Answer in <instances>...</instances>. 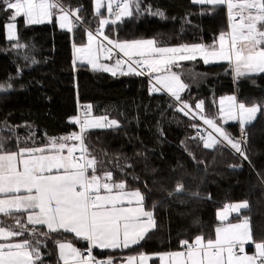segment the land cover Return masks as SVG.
<instances>
[{
    "label": "trees",
    "instance_id": "16d2710c",
    "mask_svg": "<svg viewBox=\"0 0 264 264\" xmlns=\"http://www.w3.org/2000/svg\"><path fill=\"white\" fill-rule=\"evenodd\" d=\"M60 4L78 11L72 31L56 22L29 25L19 17L17 39L9 40L6 25L13 10L0 0L3 152L41 146L52 136L69 137L76 129L69 118L79 105L87 106L92 117L117 122L85 131V147L89 158L97 161L95 169L111 172L113 182L140 190L155 217V228L138 245L96 250L97 254L119 259L131 253L183 249L181 241L192 244L197 236L212 240L220 222L218 210L235 202H246L247 207L231 219L247 217L253 240L264 241V72L238 75L230 62L183 60L171 68L185 85L177 100L167 92L152 91L138 72L113 74L76 62L75 40H85L86 29L95 31L102 12L95 11L94 0ZM227 13L224 4L132 0L130 13L110 22L106 33L119 40L153 39L160 46L211 43L225 34ZM231 94L239 103L259 106L255 121L244 127L249 140L242 156L219 139L206 148L204 140L192 136L198 120L189 108L198 111L196 106L202 103L203 116L221 123L231 139H238L239 123L220 119L219 98ZM7 219L10 230L23 232L10 241L28 240L39 248L37 264H60L57 245L62 240L86 247L70 233L51 232L17 216ZM152 264H160L158 258Z\"/></svg>",
    "mask_w": 264,
    "mask_h": 264
},
{
    "label": "snow or ice",
    "instance_id": "6c2138e0",
    "mask_svg": "<svg viewBox=\"0 0 264 264\" xmlns=\"http://www.w3.org/2000/svg\"><path fill=\"white\" fill-rule=\"evenodd\" d=\"M8 10H14V15L11 17L15 20L23 15L26 18V23L39 24L49 20L54 15V9H59L63 14L59 16L61 28L71 30V21H69V12L66 11L60 4V0H2ZM197 3L209 4H227L229 9L230 19H235V16L240 17L239 23L232 25L231 46L225 48V36L222 33L220 36V49L206 51L202 45H182L179 48H164L156 47L155 40H134L116 43L115 47L128 57H139L134 63L136 65H146L149 72H161L166 70L168 65L176 62V53L191 52L192 55H180L179 60H193L196 58L195 53L199 52L205 57H215L220 60H232L235 57L236 72L238 75H244L241 71V65L247 72H264V31L258 30L257 25L264 28V0H243L242 3L234 4L233 0H194ZM124 11L121 15L128 13V5H120ZM100 4L97 0V8ZM239 9L235 15L233 9ZM111 9V5H109ZM247 11L249 14L244 15ZM255 11V15L252 12ZM162 15V13H161ZM120 17L117 16V19ZM107 20H101V27L107 24ZM8 38H15L16 25L8 23ZM240 37L246 42L247 53L244 48H238L237 37ZM89 49L91 41L95 39L92 32L88 33ZM108 40V37H104ZM109 44L112 41H108ZM84 51V49H77ZM111 51V49H108ZM121 61H117L119 65ZM95 67V64H94ZM105 71L110 69L104 68ZM130 71H135L130 66ZM115 74V73H113ZM143 74V73H141ZM158 82L164 83L168 91L180 100L179 92L183 90V85L179 78L175 75L171 77L157 76ZM3 88V86H0ZM158 90V89H154ZM230 101L234 97L228 98ZM201 107L200 104L196 106ZM238 108V114L241 123L250 122L254 119L259 108L257 106L245 107L244 104L230 105L229 115L235 119L231 109ZM183 110V109H181ZM98 118L95 121L84 120L81 129V134H72L69 137L62 139H75L81 142V151L86 152L83 147V132L89 127H103ZM79 122V121H78ZM205 123L216 126L212 120H206ZM115 120L110 122L109 126L116 125ZM224 139L228 140V136L222 132L220 128H216ZM206 142V148H212L216 140ZM228 142L240 152L238 143ZM65 144L59 145V150H63ZM43 149H28L21 148L18 152H7L0 154V194L7 195L8 193H18L21 188L28 192L26 196H12L8 199H0V213H6L9 209L31 210L33 214L27 217L28 222L32 225H47L51 232L65 230L75 233L77 237H81L93 245H98L100 248H119L121 246L128 247L129 244H136L138 240L143 239L144 235L153 228V213L144 211L142 207H118L125 198H135L137 204H142L143 195L137 190L133 192L122 191L125 188L123 183L111 185L109 183H100V177L95 174V158L87 159L85 163L75 162L72 158V153L76 151L75 146L68 148V156L62 155H33L34 152H43ZM0 152H3V145H0ZM20 157V163L23 165V170H18L17 158ZM26 157V158H25ZM246 159V157H245ZM92 169V175H87L88 170ZM53 169L63 170V174L46 175ZM111 172L105 173V177L110 179ZM101 188L105 189L107 194L100 195ZM113 188L121 190L113 194ZM180 190L179 188L177 189ZM132 202L131 199L128 201ZM234 211H239L241 208H246L247 203H241L231 206ZM38 210V211H36ZM146 218V219H143ZM19 224V221H17ZM4 233V229L0 228V234ZM216 239L208 240L205 244L203 237L197 236L194 244H189L187 240L181 241L182 246H186L183 252H175L170 255L177 258V264H264V242L255 243L258 250L252 256H236L233 248L239 245V251L243 252L244 242L251 241L252 237L249 232L247 218L240 224H229L225 228L216 230ZM48 233H42L47 235ZM22 231H8L7 236H22ZM60 257L64 264H92L90 260L82 258L81 253L71 244L60 243ZM90 252V249H89ZM227 252V259L224 253ZM40 252L38 247H33L28 240L22 243L0 244V264H35V261L40 260ZM131 259V258H130ZM141 261L145 257L141 256ZM105 264V262H99ZM106 264H111L109 260Z\"/></svg>",
    "mask_w": 264,
    "mask_h": 264
},
{
    "label": "rangeland",
    "instance_id": "374dc122",
    "mask_svg": "<svg viewBox=\"0 0 264 264\" xmlns=\"http://www.w3.org/2000/svg\"><path fill=\"white\" fill-rule=\"evenodd\" d=\"M243 0H237L236 1V4H239V3H242ZM10 2H15V0H10ZM197 3V2H196ZM99 4H100V7L99 9L97 8V0H94V9L97 13H101L102 12V15L100 16L99 18V24L98 26L96 27L95 31L93 30H90V29H86V38L84 40V37H80L78 39L75 40L74 42V56H75V60L76 62H87V63H90V65L92 66V68H102L104 70V68H108L110 69L108 72L110 73H128V72H131L129 70L130 66L132 68H134L131 64L128 63V61L124 58H122L120 56V54H123L122 52H120V50L118 48L115 47V44L116 43H122V42H125V41H134V40H119V39H116V38H113L111 37L110 35H108L106 33V27L107 25L110 23V22H114L117 19V16H119L120 18H122L123 16L125 15H121V13L124 11L122 10L121 12H118V13H115L114 11V0H99ZM131 4H132V0H128L127 2V5H128V13H130L131 11ZM200 4V3H199ZM62 5V4H61ZM109 5H111V9H109ZM63 6V5H62ZM63 8L69 12V21H71V30H69L68 28H62V29H65V30H69V31H72L74 29V25H76L74 23V21L78 20V11L77 9H73V10H69L67 7H64ZM54 15L52 16L51 19L49 20H45V22L43 23H52V22H56L58 23L59 27H60V19H59V16L62 15L63 13L61 11H59V9H54ZM245 15L247 16L249 13L247 11L244 12ZM253 15H255V11L252 12ZM14 15V10H13V13H12V16ZM128 15V14H126ZM11 16V17H12ZM72 16L75 17V19L72 18ZM10 17V20L7 22L8 23H14L16 25V29H15V38L13 39H9L8 38V30L6 28V37L9 39V40H16L17 39V18L19 17H24L23 15L17 17L15 20H12ZM25 18V17H24ZM119 18V19H120ZM26 19V18H25ZM101 20H107L108 23L107 24H104L102 27L100 25V21ZM39 24H42V23H39ZM61 28V27H60ZM258 30H260V28L258 27ZM261 31V30H260ZM89 32H92L93 36L95 37V39H93L91 41V47L89 49V37H88V33ZM107 36L108 37V40H105L104 37ZM112 41L111 44H109L108 41ZM140 40H153V39H140ZM225 40V39H224ZM217 44H221V41H220V38L217 40V41H214V42H211V43H198V45H202L204 47L205 50L209 49V46H216ZM192 45H197V44H192ZM224 45H225V48H228L231 46V43L229 42V40L226 39V41H224ZM156 47H164V48H169V47H172V46H160V45H155ZM191 46V45H189ZM237 46L238 48H244L245 50V54L247 53V47L250 46V45H247L246 46V42L243 41L242 43L240 41L237 40ZM77 49H84V51H77ZM108 49H111V51H108ZM218 50L220 49V47L217 48ZM120 53V54H119ZM186 55H189L190 52H186L185 53ZM124 55V54H123ZM195 56H202L199 52H196L195 53ZM91 57V58H90ZM104 58V57H107V61L102 64H99V62H101V59H98V58ZM203 57V56H202ZM128 58V57H127ZM132 58H137V57H132ZM121 61V63L119 65H117V61ZM203 60L205 61V57H203ZM207 60L208 62L207 63H211L212 61H214V57H207ZM95 61L97 64H95ZM219 63V62H223V60H220V59H216L214 63ZM226 62H230L233 66H234V69L236 71V62H235V57H233L232 60H228ZM94 64H95V67H94ZM149 71V70H148ZM241 71L242 72H245V74H254V73H259V72H247L246 69L243 68V66L241 65ZM136 72V71H135ZM171 72V71H170ZM153 73V72H152ZM161 73V74H160ZM237 73V72H236ZM155 74L154 76L157 77V76H161V77H165L168 75H166V73H162L161 72H155L153 73ZM155 83L157 84V86H155L154 89H158V90H152L154 92H160V91H164V92H167L169 94L172 95L171 92L168 91L167 87H165L164 83H161V82H158L155 78ZM231 96L230 95H223L219 98V101H218V106H219V111H223L224 112V115L225 116H221V118H223L222 121H233V122H238L239 125L241 127H246L247 125L251 124L252 122L255 121L256 117H257V114L259 112V110L257 111L254 119L250 122H245V123H241V120H240V117H239V114H238V108L236 107H233L231 109L232 111V114L235 115V119L231 118L230 115H229V111H230V105H236L238 106L239 104H242V103H239L237 101V99L235 98L234 100L230 101L228 98H230ZM201 105L200 109L198 111H194L192 109L189 108V110L192 111L193 115L205 122L206 120H211V119H207L206 117L203 116L202 114V109H203V104L202 103H199ZM253 106H257V105H253ZM253 106H246L245 107H253ZM259 108V106H257ZM98 118L100 117H92L91 115H87L85 120H89V121H95L97 120ZM105 119L103 118H100L99 119V122L101 124H104ZM109 120V119H108ZM213 121V124L216 126V128H220L222 129V124L219 123V122H216L214 120ZM109 122H111L109 120ZM207 124V123H206ZM209 125V124H207ZM210 127H213L212 125H209ZM90 128V127H89ZM215 128V130H216ZM213 130V131H215ZM222 132L225 134V131L222 129ZM218 134L220 136H222L220 134V132H218ZM212 139L216 140V136L214 134H211L210 135ZM210 136L204 140V144L206 142H211V139H210ZM67 136H52L50 137L47 142L41 146H36V147H24V148H28V149H43L44 151L43 152H34L33 155H36V156H39V155H69L68 153V148L70 147H73L75 146V148H78L79 146L77 145H71L70 144V141L69 140H65V139H62V138H65ZM224 137V136H223ZM217 141V140H216ZM232 142L233 143H237V139H232ZM63 143L65 144V148L63 149L64 152H62L63 150H59V145ZM67 152V153H66ZM92 173V171H91ZM99 174L98 171L95 170V174ZM236 203V202H235ZM235 205V204H234ZM0 224H1V221H0ZM3 225V224H2ZM0 225V228L4 229V233L3 234H0V238L4 239L6 237H9L7 236V232L8 231H12L8 228H6L5 226H2Z\"/></svg>",
    "mask_w": 264,
    "mask_h": 264
},
{
    "label": "crops",
    "instance_id": "0c3cea01",
    "mask_svg": "<svg viewBox=\"0 0 264 264\" xmlns=\"http://www.w3.org/2000/svg\"><path fill=\"white\" fill-rule=\"evenodd\" d=\"M194 1V0H193ZM236 1L237 0H233V3L234 4H236ZM243 2V1H242ZM205 3H207V2H205ZM205 3H200V4H205ZM225 6H226V9H227V11H229V9H228V7H227V4H224ZM233 11H240L238 8L237 9H233ZM244 15H245V13H244ZM246 16V15H245ZM140 40V39H139ZM224 41H226V39L224 40ZM238 41H240L241 43L243 42V40L241 39V40H238ZM166 47V46H165ZM179 47H181V46H172V47H169V48H179ZM218 47H220V44H217L216 46H214V47H212V46H209V49H207L206 51H213V50H217L218 51ZM186 52H181V53H176L175 54V56L177 57V59H176V62L175 63H173V64H171V65H168L167 66V68H166V70H164V69H162V73L164 72V73H166V75H168V77H171L172 75H175V76H177L172 70H171V68H172V66H174V65H177L178 63H180L181 61H183V60H179L178 59V57L180 56V55H186L185 54ZM193 53H191L190 52V54L189 55H192ZM197 57H199V58H201L202 60H203V57L202 56H197ZM91 58V57H90ZM137 58H139V57H137ZM98 59H101V62H99V64H102L103 62L105 63L108 59H107V57H104V58H98ZM216 59H218V58H215L214 57V61H212L211 63H214L215 62V60ZM204 61V60H203ZM226 61H228V60H223V62H226ZM205 62V61H204ZM84 63H87V62H84ZM129 63V62H128ZM89 65H90V63H88ZM95 64H97L96 63V61H95ZM130 64V63H129ZM91 66V65H90ZM92 67V66H91ZM233 68H234V66H233ZM95 69H102V68H95ZM135 69V68H134ZM148 69V68H147ZM136 71V70H135ZM135 71H131V72H135ZM171 71V72H170ZM153 73H155V72H153ZM161 74V73H160ZM155 75V74H154ZM178 77V76H177ZM156 78V77H155ZM179 78V77H178ZM179 81L181 82V80L179 79ZM182 83V82H181ZM183 84V83H182ZM184 85V84H183ZM182 92V90L179 92V95H180V93ZM231 97H234V98H236L237 99V97H236V95L235 94H231L230 95ZM220 115H222V116H225L224 115V112L223 111H220ZM70 119V118H69ZM220 119H221V122L222 123H228V122H233V121H222L223 120V118H221V116H220ZM213 130H215V128L214 127H211ZM222 129H223V126H222ZM221 129V130H222ZM224 130V129H223ZM225 131V130H224ZM214 135L215 136H217L216 138V140H218L219 138H224L223 136H220L219 134H218V132L215 130L214 131ZM225 134L228 136V139H230L231 141H232V139L230 138V136L225 132ZM220 140V139H219ZM70 141V140H69ZM70 144L73 146V145H76L77 146V144L76 143H74V142H72V141H70ZM76 150H77V148H76ZM19 151V150H18ZM18 151H15V152H18ZM62 152H64V150L62 151ZM4 153H7V152H0V154H4ZM67 153V152H66ZM74 153H75V151L72 153V158H73V160L75 161V162H78V163H82V162H80V161H78L75 157H74ZM40 156V155H39ZM63 156H67V155H63ZM26 158V157H25ZM20 157H18L17 158V167H18V170H23V165L20 163ZM96 170V169H95ZM91 171H92V169L90 168L89 170H88V173H87V175L90 177L93 173H91ZM97 171V170H96ZM99 173V172H98ZM46 175H58V174H63V170L61 169V170H56V169H53L50 173H48V172H46L45 173ZM96 175L98 176V177H100V183L101 184H103V183H109V184H111V185H115V184H119V183H123V182H113V181H111V178L110 179H107L106 177H105V174H97L96 173ZM124 184V183H123ZM125 185V184H124ZM138 189H133V188H129V187H126L125 186V188L122 190V191H124V192H133V191H137ZM117 191H121V190H118V189H115V188H113V194H115ZM141 194H142V192L140 191V190H138ZM99 194L100 195H106L107 194V192H106V190L105 189H103V188H101V190H100V192H99ZM26 195H28V192L25 190V189H23V188H21V190H20V192H18V193H8L7 195H5V194H0V199H8V198H10V197H12V196H26ZM143 195V194H142ZM129 199H131L132 200V202L131 203H129L128 201H129ZM241 203H244V202H236V203H234L235 205H237V204H241ZM234 204H232L231 206H233ZM231 206H224V207H222V208H220L219 210H218V213H217V216H218V219H219V225L217 226V229L218 228H225V227H227L229 224H240V223H242V222H244L245 221V218H247V217H241V218H238V219H231L232 218V216L233 215H238V214H240V212H241V210L242 209H244V208H241L239 211H234L233 209H232V207ZM118 207H125V208H127V207H132V208H136V207H142L143 209H144V211H149V212H152V211H150V210H148L147 208H146V206H145V204H144V200H143V202H142V204H137L136 203V200H135V198H132V197H128V198H125V200L120 204V205H118ZM36 211H38V210H36ZM153 213V212H152ZM31 214H33L32 213V211L31 210H28V211H25V210H20V211H16L14 208L13 209H9V211L8 212H6V213H0V220H1V224L0 225H2V226H5L6 228H8V229H10V227H9V225L8 224H6L5 223V220L6 221H8L9 222V219H7V218H12V217H14V216H17V217H19L21 220H23L24 222H28V219H27V217L29 216V215H31ZM2 215H5L6 217L4 218V216L2 217ZM11 216V217H10ZM153 218H154V214H153ZM143 219H146V218H143ZM154 222V225H155V221H153ZM247 222H248V226H249V232H250V235H251V237H252V231H251V226H250V221H249V219L247 218ZM29 223V222H28ZM31 224V223H30ZM46 227H47V225H45ZM155 228V226L153 227V228H151L147 233H149L150 231H152L153 229ZM216 229V230H217ZM49 230V229H48ZM58 231H62V232H66V233H70V234H72V235H74V236H76L75 235V233H73V232H70V231H65V230H63V229H61V230H58ZM146 233V234H147ZM146 234L144 235V237L146 236ZM216 236H217V233H216V235H215V238L214 239H212L213 241L216 239ZM77 237V236H76ZM12 238V236H9V237H6V238H4V239H2V238H0V244H8V243H22V241H10V239ZM77 238H80V239H82L83 240V242H84V245H86V247H93L95 250H100V251H116V250H123V249H126V248H130V247H133V246H136V245H138L143 239H140V240H138V242L136 243V244H129V246L128 247H123V246H121V247H119V248H100L98 245H93V244H91V242H89V241H87V240H85V239H83V238H81V237H77ZM205 244L207 243V241H203ZM260 242H264V241H254L253 240V238H252V240L251 241H245L244 242V245H243V248H244V250H246V252H247V256H252V255H255L256 253H257V249H256V247H255V243H260ZM60 243H65V244H71L74 248H76L80 253H81V247L80 246H78L76 243H74L72 240H62V241H60V242H58V245H57V253H58V258H59V261H60V264H64V261L61 259V257H60V248H59V244ZM192 244H194V243H192ZM240 247V246H239ZM186 250V248L184 247L183 249H177V250H171V251H163V252H152V253H147V252H139V253H131V254H128V255H125V256H123L122 258H119V259H117V256L116 255H103V256H105L106 257V260H107V262L110 260L111 261V264H152V260L154 259V258H158V260H159V262H160V264H177V258H174V257H172L170 254L171 253H175V252H183V251H185ZM233 252H234V254L236 255V256H245V255H239L238 253H237V250H236V246L233 248ZM81 255H82V253H81ZM141 256H143V257H145V259H143L142 261H141ZM224 256H225V259H227V252H225L224 253ZM82 258L83 259H86V260H90L91 262H92V264H96L95 262H93L91 259H89V258H87V257H85V256H83L82 255ZM131 258V259H130ZM260 262L259 261H257V264H259ZM35 264H37V261H35ZM70 264H71V262H70Z\"/></svg>",
    "mask_w": 264,
    "mask_h": 264
},
{
    "label": "built area",
    "instance_id": "2783aa9c",
    "mask_svg": "<svg viewBox=\"0 0 264 264\" xmlns=\"http://www.w3.org/2000/svg\"><path fill=\"white\" fill-rule=\"evenodd\" d=\"M127 1L128 0H114V11H115V13L121 12L123 10V8L120 5L125 4V3L127 4ZM237 12H239V11H233V14L235 15ZM72 18L75 19L74 16H72ZM75 21H74V23H75ZM239 22H240V17L238 15H236L235 19H230L229 11H228V13H227V30H226L224 36H225V39L229 40L230 43H231V36H232V25L234 23H239ZM237 40H241L239 35L237 37ZM120 56L122 58L126 59L135 68V70L138 73H140V74L143 73L142 75H144L147 78V80L149 81V86H150L151 89H154L155 86H157V84L154 81L155 80V76H154L153 73H150L148 71L147 66L146 65H136L134 63V61L136 59H139V58H132L131 60H129V58L125 57L123 54H120ZM88 111H89V109H88L87 106H84V105H79L78 106L77 113L74 116L70 117V119H69V121L71 123L75 124L76 129H74L72 132H70L68 136H71L74 133L75 134H81V129H82V127H84L83 121L85 120V118H86V116L88 114ZM191 114L193 115V113H191ZM197 120H198V125H197V127L195 128V130H194V132L192 134V136L194 138H200L202 140H205L211 134H215L213 129L209 125H207L205 122H203V121H201L199 119H197ZM103 123L106 126L110 125V122H109L108 119H105ZM85 131L83 132L82 135H83V147L86 149V147H85ZM219 139L225 145H227L229 148H231L234 153H236L239 156H242V150H243L244 144L249 140V133H248L247 130H245L243 127H241L239 125V136H238V139H237V143L240 146V149H241L240 152H237L236 149L233 148L232 145L228 142V140H230V139H228V140H226L224 138H219ZM70 141L76 143L79 146L77 148V150L75 151V153H74V157L78 161H80L82 163H85V161L87 159H90L89 156H88L87 149H86V152H82L81 151V142L80 141L75 140V139H71ZM179 189H180V187H179ZM152 219H153V221H155V217L154 218L152 217ZM89 249H90V252H89ZM236 250H237V253L239 255H246L247 254L246 250H244L243 252L239 251V245H236ZM81 253H82L83 256L91 259L96 264H99V262H105V264H106V262H107L106 257L97 254L96 250L93 247H83V248H81Z\"/></svg>",
    "mask_w": 264,
    "mask_h": 264
},
{
    "label": "water",
    "instance_id": "95a60500",
    "mask_svg": "<svg viewBox=\"0 0 264 264\" xmlns=\"http://www.w3.org/2000/svg\"><path fill=\"white\" fill-rule=\"evenodd\" d=\"M183 247H185V246H183Z\"/></svg>",
    "mask_w": 264,
    "mask_h": 264
}]
</instances>
